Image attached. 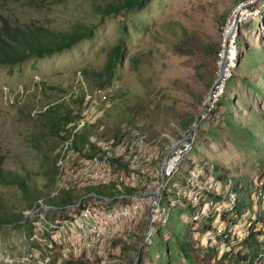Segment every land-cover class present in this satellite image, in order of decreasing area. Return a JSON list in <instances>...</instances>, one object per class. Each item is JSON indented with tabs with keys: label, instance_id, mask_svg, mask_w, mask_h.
<instances>
[{
	"label": "rangeland",
	"instance_id": "1",
	"mask_svg": "<svg viewBox=\"0 0 264 264\" xmlns=\"http://www.w3.org/2000/svg\"><path fill=\"white\" fill-rule=\"evenodd\" d=\"M109 1L0 0V24L3 20L22 26L40 23L57 30L69 29L76 22L95 25L91 38L68 49L41 57L31 56L14 64H0L2 168L26 174L31 184L39 188L46 183L40 164L46 155L52 156L53 151L37 145L35 138L54 140L48 135L41 116L54 104H68L76 110L79 106L72 100L83 96L84 88L94 90L95 96L88 100L90 104H83L80 113L89 123L97 125L84 127V132L112 135L118 118L130 114L135 118L131 128L136 124L144 128L150 126L145 132L154 137L161 131H171L169 124L178 126L194 116L196 119L203 100L219 80L220 66L228 64L223 31L235 0H146L141 8L122 9L101 17L98 4ZM261 7L259 15L243 23L236 35L245 39L248 47L258 50H264V5ZM223 17L226 20L221 29ZM120 37L125 40V55L116 65L112 83L94 89L83 71H100L106 52ZM177 44L181 48H177ZM206 44L212 46L211 53L219 46L215 62L202 49ZM136 53L141 56L133 64L129 58ZM236 61L237 54L232 68ZM228 80L234 84L229 86ZM225 94L237 101L232 106L237 124L231 127L226 115L215 109L200 123L194 150L188 157L197 166L202 159L213 160L232 176L251 178L263 170L260 164L264 153L263 136L258 125H251L250 119L264 116V95L231 76L218 101L225 100ZM154 111L159 114L153 115ZM125 123L119 124V128ZM239 125L245 126L246 131ZM209 186L218 188L214 182ZM76 202L51 211L44 206L28 207L16 186L0 183V217L23 214L30 220L26 227L33 232L28 239L20 223L0 225V264H44L50 258H82L92 264H100L104 259L106 264H129L132 260V264H136L138 258L134 250L126 249L125 245L144 244L142 235L151 204H112L97 198H85L82 201L85 204ZM86 208L91 214H101L107 222L104 251L98 252L97 244H92L79 256L72 257L66 248L70 240L80 237V231L72 230L69 224L80 220ZM124 209L129 212L119 216ZM254 213L252 207V212H246L245 217L251 218ZM200 227V223L192 225V237L204 246L202 251L205 252L212 244ZM212 246L219 253L223 251L217 245ZM243 249L241 243H235L230 255L198 257L196 264H235L236 254ZM178 260L188 264L182 257ZM259 264H264V259Z\"/></svg>",
	"mask_w": 264,
	"mask_h": 264
},
{
	"label": "trees",
	"instance_id": "2",
	"mask_svg": "<svg viewBox=\"0 0 264 264\" xmlns=\"http://www.w3.org/2000/svg\"><path fill=\"white\" fill-rule=\"evenodd\" d=\"M145 1L146 0H110L107 3L98 4L99 6L97 11H99L101 17H104L112 13H119L122 9L131 10L141 8L145 6ZM237 2L238 0H235L234 3ZM225 20L226 18L223 17L222 21L220 22L221 29ZM94 31L95 25L86 22H76L69 29L57 30L40 23L22 26L11 24L8 20H3L0 24V64H14L22 62L31 56L41 57L63 51L72 47L83 39L91 38ZM124 45L125 40L123 37H120L117 42L108 49L103 67L100 71H83L85 79L90 80L91 87H94V89H99L112 83L116 65L122 61V58L125 55ZM236 45L238 50L237 61L235 68L231 69L230 76L240 80L247 86H250L257 93L264 95V50L248 47L245 39L241 37L236 38ZM176 47L181 48L180 45ZM202 49L207 55L210 56L213 62L216 61L219 46L214 48L213 53H211L212 46L209 44L202 46ZM140 56V53H136L131 55L129 59L131 63L136 64L139 61ZM228 81L229 82L227 83L229 86L234 84L232 83V80ZM209 83L210 82H208V84ZM229 86L227 87V90H229ZM93 91L94 90L91 92L90 90L88 91L84 88L83 96L72 100V102L79 106L76 110L70 108L68 104L58 103L54 104L52 107L48 108L46 112L41 114V116H43L42 120L46 124L48 135L54 138L52 142L46 137L41 139L35 138L37 145L50 148V151H53V155L50 157L46 155L45 159H43L42 163L40 164V166H42L43 176L46 179V183L43 184V188H39L35 184L32 185L26 174L2 168L4 156L0 154V183L16 186L20 190L22 196L28 202V207H32L33 205L36 207L46 206L47 209L51 211L55 209H63L68 205L70 206V204L76 202L80 196L88 192H93L94 194L101 196H113L116 193H119L116 186L111 184L96 187H86L80 191L76 190L74 192L61 191L62 193L58 196L51 195V190L55 187L56 179L59 173V166L57 164V158L59 156L58 150L61 145H63L64 140L69 138L70 133L73 132L79 119L83 117L80 111L84 107L83 104H85V106L90 104V101L88 100H90V97L93 95ZM87 94L90 95L88 99H86ZM230 98L231 97L227 95L225 100H217L218 102H215L210 114L204 121H206L216 109L221 114L226 115L227 123L231 127H233L234 124H237V122H235L237 119L234 118L232 110V106L237 104V101L231 100ZM81 104L83 105L82 107H80ZM242 105L245 108L248 107L247 105ZM156 114H159V112H155L153 115ZM148 116H150V114H148ZM260 119L255 117L251 118L250 121L251 125H258L260 132L262 133L264 143V116H261ZM134 120L135 118L132 115L123 114L116 121L117 124L114 126L115 128L112 135H107L105 132L100 134L102 137L123 135L125 131L129 132V129H131L130 124L133 123ZM195 120L196 119L194 116V118H189L181 123H178L177 127L179 129L188 128ZM123 122H127L125 123V128H119V124ZM200 123H202V121L198 124L197 133L200 131ZM95 124L96 123L94 122L85 123V126L83 127L89 129L97 125ZM133 127H137L144 131L150 128V126L144 128L143 126H139L137 124ZM168 127L170 130L173 129L170 124ZM239 127H241L243 130L246 129L245 126L239 125ZM90 135V133H86V131L84 132V128L83 130L74 132L73 139L71 141L72 146L79 147V145L89 142ZM256 143H258V141ZM191 161V158L187 161L190 164L188 171L192 170L193 168ZM200 162L201 165L204 166L205 170L210 169L212 178L216 183L222 187L229 185L232 191L235 192L237 196L235 212L240 213L242 205L238 204V202L244 200L247 195L250 186V177L240 175L232 176L228 173L224 166L213 160L202 159ZM260 164L264 169V153H262ZM117 166L123 168V166L125 167L126 164L123 162L117 164ZM262 173L263 170L258 174ZM124 190L126 192H132L133 189L128 186H124ZM173 195H176L175 198L179 197V199L185 204H160L162 207L161 214L156 221L151 223L152 234L150 235V242H145V246H143L144 244L137 246L125 245L126 249L134 250V255L138 258L136 264H181L180 260H178V257L184 258L188 264H196V259L198 257H226V255H230L233 245H231L229 250L226 252L221 250L222 252L219 253V250H216L215 246L212 245L207 246L205 252L202 251L204 246H201L199 242H197L192 237V233L194 231L192 229V225L195 223H200L202 233H208L212 230L214 224V214H211L206 218L200 216L198 219H194L193 217L196 214L197 206L194 204H187L188 202L185 199H182L180 195ZM209 196L215 200L225 199L224 196L215 189H213V191H209ZM225 215L226 213L221 214L222 217H225ZM230 217L229 219H231ZM14 222L20 223L22 226H24V235L26 238H32V230L26 227L28 223H30V220H27L23 214H18L17 216L11 217H0V225L12 224ZM165 232L168 233V236H165ZM241 244L244 249L240 251L239 254H236L238 259H236L235 264H253L260 248L257 238L254 234L249 235L243 242H241ZM146 247L147 249H145ZM261 261L262 259L259 261V263ZM92 263L93 262L90 263L88 260L82 258H50L47 259L44 264ZM96 263L99 264V262ZM128 263L132 264V260H130Z\"/></svg>",
	"mask_w": 264,
	"mask_h": 264
},
{
	"label": "built area",
	"instance_id": "3",
	"mask_svg": "<svg viewBox=\"0 0 264 264\" xmlns=\"http://www.w3.org/2000/svg\"><path fill=\"white\" fill-rule=\"evenodd\" d=\"M260 4L264 5V0H239L227 18L223 32L228 64L225 63L215 88L203 100L196 124L195 120L191 126L184 129L172 125L171 131H161L154 137L137 127H132L129 132L125 131L120 136L102 137L100 131H97L90 135L89 142L74 147L71 144L73 133L83 130L85 123H89L83 116L58 150L59 173L51 195L54 196L60 191L74 192L86 187L115 185L119 193L113 196L88 192L80 196L76 204H85L82 203L85 198H97L112 204H151L148 224L143 232L142 242L145 243L150 242L151 223L161 214L160 204H185L173 195L177 194L185 199L187 204L197 206L194 219L214 214L212 230L205 233L212 245H219L223 251L229 250L231 245L241 243L254 234L260 248L253 264H258L264 259V169L262 174L250 178L247 195L244 200L238 202L242 205L241 212L236 213L237 196L229 185L222 189L221 185L213 180L210 169L205 170L201 164L197 166L193 160V168L188 171L190 164L187 162L190 159L188 155L195 146L199 122L208 117L231 75L230 70L237 54V29L259 15L262 8ZM89 97L87 94L86 99ZM123 162L125 167L117 166ZM212 182L217 185L216 191L224 196V200H215L209 196V191H213L209 186ZM124 186L132 188V192H126ZM252 207L255 208L254 215L246 218L245 213H251ZM84 210L80 220H72L69 224L72 230L80 231V237L70 240L66 248L72 257L79 256L86 246L92 244H97L98 252L104 251L103 240L107 222L101 214H91L87 208ZM128 212L124 209L119 212V216ZM222 213H226L225 217L221 216ZM100 262L106 264L107 260Z\"/></svg>",
	"mask_w": 264,
	"mask_h": 264
},
{
	"label": "water",
	"instance_id": "4",
	"mask_svg": "<svg viewBox=\"0 0 264 264\" xmlns=\"http://www.w3.org/2000/svg\"><path fill=\"white\" fill-rule=\"evenodd\" d=\"M222 66H220V74L222 73ZM198 122V118H197V120L195 121V124Z\"/></svg>",
	"mask_w": 264,
	"mask_h": 264
}]
</instances>
